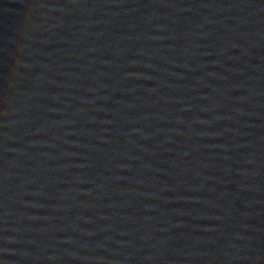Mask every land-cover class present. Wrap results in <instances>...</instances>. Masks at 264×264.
I'll list each match as a JSON object with an SVG mask.
<instances>
[{
    "label": "water",
    "instance_id": "water-1",
    "mask_svg": "<svg viewBox=\"0 0 264 264\" xmlns=\"http://www.w3.org/2000/svg\"><path fill=\"white\" fill-rule=\"evenodd\" d=\"M0 264H264V0H0Z\"/></svg>",
    "mask_w": 264,
    "mask_h": 264
}]
</instances>
